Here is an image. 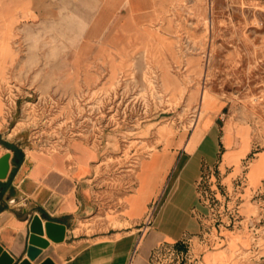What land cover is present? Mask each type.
<instances>
[{
	"label": "rangeland",
	"instance_id": "374dc122",
	"mask_svg": "<svg viewBox=\"0 0 264 264\" xmlns=\"http://www.w3.org/2000/svg\"><path fill=\"white\" fill-rule=\"evenodd\" d=\"M117 1L110 28L129 19L139 24L141 39H147L139 46H123L118 52L106 45L112 33L106 31L96 50L109 57L96 53L78 72L68 58L70 47L89 27V20L78 14L80 0H31L28 21L8 32L6 44L15 60L0 73L2 120L8 128L0 141L8 142L6 148L54 153L63 141L83 140L104 152L97 171L101 207L94 219L80 222L78 233H91L100 223H106L104 230L127 226L114 218L116 191L134 189L142 159L173 136L192 134L190 147H203L216 126L221 142L223 128L226 132L232 124L234 131L225 141L237 150H232L231 162L224 157L222 167L238 164L251 138L254 147L244 160L249 167L245 174L250 184L264 177V0H153L152 16L141 0L140 5ZM38 3L44 4L45 14L37 22ZM135 6H140L137 11ZM119 33L123 36L118 38L126 39L134 31ZM61 56L67 61L56 62ZM203 87L213 102L196 139L192 125ZM221 161L219 153L213 165L217 174ZM154 168L143 166L140 192L150 182L157 184L159 170ZM208 168L203 162L202 172ZM257 189L264 194V182L253 191ZM251 197L250 192L246 200L253 211L247 215L264 213V203L257 205ZM255 242L263 248L264 234Z\"/></svg>",
	"mask_w": 264,
	"mask_h": 264
},
{
	"label": "crops",
	"instance_id": "0c3cea01",
	"mask_svg": "<svg viewBox=\"0 0 264 264\" xmlns=\"http://www.w3.org/2000/svg\"><path fill=\"white\" fill-rule=\"evenodd\" d=\"M30 1L0 0V73H5L15 60L16 55L6 44L8 32L25 22L29 15ZM141 1L149 10V16H152L153 0ZM80 2L82 6L78 8V14L82 19L89 20V27L79 35L76 45L70 47L68 58L75 64L78 72L84 71L86 64L96 53L109 57L105 51L96 50L98 38L106 31H112L107 34L106 45L116 48L118 52L123 50V46H139L143 40H147L141 39L139 24L130 22L129 18L133 13L128 16V22H119L113 24L114 28H110L109 17L114 14L120 1ZM133 2L141 4L140 0ZM42 3H45L44 0ZM99 6L102 7L100 12ZM139 7L135 6L136 11ZM35 14L37 22L41 21V16L45 14L44 4L38 3ZM126 30L134 33L129 34L126 39L117 37L123 36L119 32ZM1 40H5L4 45ZM55 61L62 63L67 59L61 56ZM2 113L3 105L0 106V137L8 129L7 123L2 120ZM214 124L216 125L215 120ZM191 135L173 136L169 141L165 140L162 147L140 162L134 189L126 194L122 188L116 191V198L112 201L117 213L114 218L127 226L104 230L106 223H100L91 233L87 229L80 233L78 230L80 222L91 221L100 210L97 171L104 152L83 140H74L65 149L54 153H43L35 149L27 151L23 147H17L21 151L17 156L13 149L3 145L8 142L0 141V158L8 152L12 155L9 175L7 179L0 181V245L17 262L28 260L30 264H42L48 259L53 264H149L151 254L158 245L176 243L187 234L200 232V216L208 213L199 202L196 190L203 162L214 169L218 154H222L218 175L222 183L231 188L235 179L243 173L244 160L254 147L250 138L249 149L240 157L238 164L225 163L222 167L225 155L237 150L236 145L228 146L224 140V128L221 142L217 127L216 140L207 148L201 145L191 148ZM234 139L238 140L237 137ZM144 165H154V169L159 170V179L157 184L152 185L150 182L140 192L138 175L143 173ZM247 179V187L242 196V214L250 218L253 215L247 214L253 208L248 204L247 198L250 192L253 197L258 190L253 189L263 184L264 177L257 184H250L248 176ZM153 204H157V208L152 225L142 233ZM35 216L43 221L44 235L41 237L49 242V246L42 249L36 260L31 261L28 247L30 226ZM48 221L66 226L64 241L57 243L48 237L45 229ZM220 236L221 243L218 247L203 255V264H264V247H257L255 236L247 227L241 230L224 229L220 231ZM242 252H246L247 256L243 257ZM258 253L262 255L256 257Z\"/></svg>",
	"mask_w": 264,
	"mask_h": 264
},
{
	"label": "built area",
	"instance_id": "2783aa9c",
	"mask_svg": "<svg viewBox=\"0 0 264 264\" xmlns=\"http://www.w3.org/2000/svg\"><path fill=\"white\" fill-rule=\"evenodd\" d=\"M56 146H59L58 150H63L68 145L63 141L61 147ZM248 168L247 165L244 166L243 173L235 179L231 188L222 183L215 169L208 168L202 172L197 181L196 190L199 202L208 210V213L200 216V232L187 234L176 243L158 245L151 254L149 264H203V255L218 247L221 243L220 231L224 229L241 230L247 227L257 240L260 233L264 231V213L250 218L242 214L244 203L242 196L248 182L245 171ZM262 191L257 190L251 198L260 206L264 203ZM156 208L157 204H153L142 233L152 225Z\"/></svg>",
	"mask_w": 264,
	"mask_h": 264
},
{
	"label": "water",
	"instance_id": "95a60500",
	"mask_svg": "<svg viewBox=\"0 0 264 264\" xmlns=\"http://www.w3.org/2000/svg\"><path fill=\"white\" fill-rule=\"evenodd\" d=\"M11 153L8 152L0 158V181L7 179L11 169ZM45 229L48 237L54 242H62L66 236V226L63 224L48 221L45 223ZM30 238L28 247V257L31 261L37 259L42 253V249L49 246V242L43 239L44 235L43 221L39 216H35L30 226ZM0 264H30L28 260L17 262L7 251H4L0 245ZM42 264H53L51 260H46Z\"/></svg>",
	"mask_w": 264,
	"mask_h": 264
},
{
	"label": "bare ground",
	"instance_id": "6f19581e",
	"mask_svg": "<svg viewBox=\"0 0 264 264\" xmlns=\"http://www.w3.org/2000/svg\"><path fill=\"white\" fill-rule=\"evenodd\" d=\"M197 71L199 72L200 69L199 67L197 68ZM168 73V72H167ZM168 75V74H167ZM166 75V76H167ZM165 78V77H164ZM174 85V84H173ZM175 86V85H174ZM213 102V98L211 97L210 95V92L207 90L206 87H203L202 88V91L200 93V106H199V113L196 117V119L194 120L193 122V127H194V130L197 131V129L199 128H202V121H203V115L206 113V110L208 108V106ZM232 131H234V126L232 124H229L228 128H227V131L225 132V139H227L228 137V134H231ZM238 133L241 131L240 130H237ZM207 132V131H206ZM202 134V130H198L197 133L195 134V138L199 139L200 138V135ZM207 135V134H206ZM216 135H217V127H215V130H214V133L211 134V136H209V138L207 139V141H205L206 143L204 144V148H207L209 147V144L210 142H212V144L215 142L216 140ZM227 135V136H226ZM230 139V138H229ZM203 141V140H202ZM230 142V141H229ZM228 142V143H229ZM229 145V144H228ZM226 158H228L230 160V162L234 159V153L233 151H229L226 155ZM249 169V168H248ZM177 176V175H176ZM175 180V179H174Z\"/></svg>",
	"mask_w": 264,
	"mask_h": 264
},
{
	"label": "trees",
	"instance_id": "16d2710c",
	"mask_svg": "<svg viewBox=\"0 0 264 264\" xmlns=\"http://www.w3.org/2000/svg\"><path fill=\"white\" fill-rule=\"evenodd\" d=\"M9 148L13 149L17 156H19L21 154V151L18 148L13 147V146H9Z\"/></svg>",
	"mask_w": 264,
	"mask_h": 264
}]
</instances>
